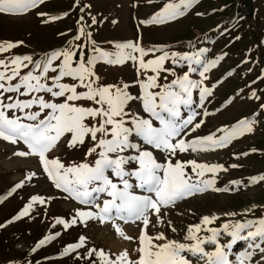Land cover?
Masks as SVG:
<instances>
[{
    "label": "snow or ice",
    "instance_id": "snow-or-ice-1",
    "mask_svg": "<svg viewBox=\"0 0 264 264\" xmlns=\"http://www.w3.org/2000/svg\"><path fill=\"white\" fill-rule=\"evenodd\" d=\"M43 2L0 0V14H27ZM196 2L167 0L141 24L166 25L174 22L184 17ZM37 15L44 16L43 13ZM59 18L52 16L43 19L42 23ZM82 21L83 16L77 21L80 25L78 34L67 42L66 47L46 52L39 58L15 55L10 60L11 68L5 60H0L3 67L0 70V140L25 145V150L14 155L36 157L52 186L67 194L64 199L83 206L75 207L70 219L56 217L53 227L62 225L67 231L78 223L84 226L89 222L110 223L120 237L136 244L131 252L125 248L118 254H109L104 249H88L90 264H193V259L196 264H259V261H254L257 253L260 254V261H264V216L243 222L226 221L217 228L208 225L219 217L204 215L199 223L187 226L183 241L168 239L163 231H155L154 234L149 231L165 223L167 209L178 202L209 189L230 191L227 185L224 188L215 187V174L227 171L223 165L181 158L182 154L224 149L235 138L253 131L254 121L242 118L210 134L186 139L205 123L202 118L197 122L198 117L210 115L205 101L213 95L216 85L208 87L205 84L207 73L226 53L209 59L205 55L209 49L205 47L181 53L169 51L166 46L145 48L139 40L109 41L113 45V50L109 51L91 39L92 34L85 30ZM96 23V18L92 17V24ZM82 36L88 44L73 43ZM22 43H0V52ZM189 47L194 48L191 41ZM157 52L160 54L154 55V58L145 59L150 53ZM167 61L174 66L186 63L187 71L177 75L174 67L166 66ZM128 62H132L135 68L136 80L132 83L138 86V94L131 93L128 82L99 83L95 72L98 63L124 66ZM22 68L29 70L21 74ZM163 73H170L175 78L167 82L168 77L164 75L166 82L161 84L159 80ZM193 73H198L199 79L192 78L190 74ZM65 78H70L73 83L63 82ZM194 90H198V102L194 99ZM255 95L252 92V96ZM89 102L91 106H85ZM133 103H138L139 109H133ZM260 107L264 108V104ZM198 109H202V113ZM136 138L142 143L134 142ZM90 141L85 159L79 163L71 161L65 164L59 156L50 157L51 152L62 143L69 151H78ZM154 151L163 154V162L157 159ZM92 157L95 159L89 162ZM207 173L213 175L207 177ZM36 176V172H30L25 180L30 182ZM25 180L16 183L6 195L21 189ZM257 181H264V174L249 177L248 182ZM229 183L239 186L242 182L234 180ZM52 199L31 195L6 224L29 217L35 205H45ZM225 215L234 217L236 213ZM153 217L155 224L152 223ZM117 221L135 224L138 236L127 235ZM167 226L172 232H177L171 221H167ZM202 226L207 234L199 236ZM4 227L5 224H0V228ZM222 234L230 237L227 243L220 242ZM60 235L61 232L45 235L31 251L35 253ZM86 241L84 235L79 236L78 241L67 244L60 255L67 256L83 248ZM237 241H245L246 247L230 259L232 246ZM209 246H212L210 250ZM8 264L15 262L9 261Z\"/></svg>",
    "mask_w": 264,
    "mask_h": 264
},
{
    "label": "rangeland",
    "instance_id": "rangeland-1",
    "mask_svg": "<svg viewBox=\"0 0 264 264\" xmlns=\"http://www.w3.org/2000/svg\"><path fill=\"white\" fill-rule=\"evenodd\" d=\"M165 2L167 0H151V3L149 0H44L27 14H0V43L23 42L6 52H0V60H5L11 68L10 60L15 55L39 58L46 52L66 47L67 42L78 34L80 25L77 21L81 16V24L86 26V31L91 32V39L105 50H113L109 41L139 40L145 48L166 46L169 51L181 53L205 47L209 49L205 54L209 59L226 53L216 67L207 73L208 80L205 84L208 87L216 85L213 95L205 101L210 115L198 117L197 122L202 118L205 123L186 139L210 134L217 128L231 126L242 118L254 121L253 131L235 138L224 149L181 155L184 160L194 158L198 162L223 165L227 171L221 170L215 174V187L224 188L227 185L230 189L226 192L209 189L178 202L174 207L167 209L165 223L158 225L155 230L149 229L153 234L155 231H163L168 239L183 241L187 226L199 223L204 215H217L219 219L208 225L217 228L226 221L243 222L264 216V181L248 182L249 177L264 174V108L260 107L264 104V0H197L184 17L177 18L174 22L166 25L141 24V21L148 20ZM81 8L84 9L83 12ZM37 13H43L44 16H38ZM64 13L67 15H63ZM52 16L60 18L47 24L42 23L43 19ZM92 17L97 20L94 25ZM190 41L194 48L189 47ZM73 43L89 42L82 36L79 41ZM159 54L150 53L145 59L154 58V55ZM76 58L78 59V53ZM166 66L174 67L177 75L187 71L186 63L184 66H174L167 61ZM29 69L22 68L21 74ZM0 70H3L2 66ZM95 72L99 76L100 84L128 82L131 85V93L138 94V86L132 83L136 80L132 62L124 66L98 63ZM164 75L168 77L167 82L175 78L170 73H163L159 80L161 84L166 82ZM190 75L199 79L198 73ZM63 82L73 83L70 78H65ZM252 92L256 95L252 96ZM194 99L198 102V90H194ZM85 106H91L90 102ZM131 107L139 109L140 106L133 103ZM198 111L202 113L203 110ZM156 123L158 126V122ZM134 142L142 143L139 138ZM90 146L91 141L81 150L69 151L62 143L58 149L51 152L50 157L59 156L65 164L71 161L79 163L85 159V151ZM25 149L26 146L22 143L13 145L0 140V197H3L0 199V224H5L4 228H0V264H8L9 261H14L15 264H90L88 249H104L109 254H118L125 248L131 252L136 247L135 243L120 237L110 223L89 222L87 226L78 223L67 231L62 225L53 227L56 217L70 219L74 214L72 210L83 206L64 199L67 194L52 186L43 174L36 157L14 155L15 152ZM244 153L247 155H243ZM154 155L163 162V154L154 151ZM94 159L95 157H92L89 162ZM233 164L238 167L232 168ZM188 171H191L190 167ZM30 172H36L37 176L29 182L25 177ZM212 175L206 174L207 177ZM21 180H25L24 186L12 195H6ZM234 180H240L241 185L229 183ZM31 195L53 199L45 205H35L29 217L6 224ZM253 205L256 207L253 208ZM228 212H234L236 215L229 217L225 215ZM167 221L172 222L177 232L171 231ZM117 223L122 225L127 235L138 236L139 230L135 224H123L121 221ZM152 223H156L155 217L152 218ZM55 232H61V235L35 253L31 251L39 239ZM206 234L202 226L198 235ZM81 235L87 238L85 246L67 256H61L62 249L69 243L77 242ZM229 240L230 237L226 235L222 234L220 237L222 244ZM211 247L209 246V250ZM245 247V241H237L232 246L230 259H234L235 254ZM254 261L264 264V261H260L259 253ZM193 264H196L195 259Z\"/></svg>",
    "mask_w": 264,
    "mask_h": 264
}]
</instances>
